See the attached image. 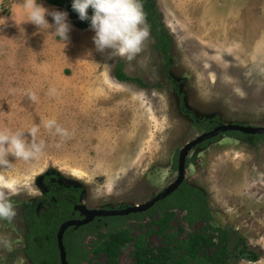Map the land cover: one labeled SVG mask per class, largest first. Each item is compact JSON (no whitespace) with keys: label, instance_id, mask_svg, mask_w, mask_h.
<instances>
[{"label":"rangeland","instance_id":"374dc122","mask_svg":"<svg viewBox=\"0 0 264 264\" xmlns=\"http://www.w3.org/2000/svg\"><path fill=\"white\" fill-rule=\"evenodd\" d=\"M24 4L0 0V132L35 126L45 147L29 161L0 153V191L15 190L10 201L16 213L0 219V264H33L25 253L24 202L43 197L49 186L39 185L42 176L55 172L82 187L79 203L90 209L135 206L178 178L181 149L206 132L181 112L151 33L133 61L109 59L95 51L93 30L78 29L68 15L72 33L65 44L27 22ZM158 6L173 39L170 72L187 108L220 124L264 126V0H158ZM120 60L128 75L150 86L119 81ZM49 119L69 136L47 129ZM188 159L185 181L208 196L212 223L238 229L263 251L260 261L241 264H264V137L255 145L251 137L224 133L207 147L192 148ZM65 197L79 204L76 195ZM127 226L134 238L164 244L151 218L130 219ZM169 230H182L183 238L192 229L176 211ZM95 241L91 235L86 244ZM134 250L132 241L124 245L117 264H138ZM99 260L107 264L105 255Z\"/></svg>","mask_w":264,"mask_h":264},{"label":"trees","instance_id":"16d2710c","mask_svg":"<svg viewBox=\"0 0 264 264\" xmlns=\"http://www.w3.org/2000/svg\"><path fill=\"white\" fill-rule=\"evenodd\" d=\"M59 9L67 11L71 23L78 29H90L87 21H81L72 10V0H43ZM150 33L156 39V47L163 57V72L179 97L180 110L191 117L194 124L202 130L210 131L221 122L218 118H198L185 104L184 95L179 82L171 75L173 66V39L168 30L158 0H142ZM91 13V9L89 10ZM115 77L121 82L134 83L140 87L150 84L142 78L132 77L124 71V62L120 60L115 67ZM228 135L246 139L252 138L257 145L264 134H245L240 131H227ZM220 135L202 142L207 147ZM189 161V159L187 160ZM59 179V181H56ZM45 183L49 186L43 190V197L25 203L27 232L25 234V253L33 264H62L58 243L61 225L74 218H82L75 210V203L65 195L79 197L82 187L65 182L57 173L45 175ZM183 213L184 222L191 228L188 235L179 238V232L170 231V221L175 212ZM159 218H157L158 216ZM157 216V217H156ZM151 218L159 226L156 232L164 238L162 246H153L141 235L131 236L127 222L130 219L143 221ZM213 215L208 196L199 188L184 181L171 195L157 202L145 212H137L127 216L114 215L95 218L83 226H71L64 235V245L69 264H104L99 260L101 255L107 258V264H117L122 247L129 242L135 245L134 257L138 264H241L243 261L258 262L263 251L252 246L248 238L234 227H220L213 223ZM199 224L202 227L194 230ZM96 235L95 246L86 244V239Z\"/></svg>","mask_w":264,"mask_h":264},{"label":"clouds","instance_id":"9594fccd","mask_svg":"<svg viewBox=\"0 0 264 264\" xmlns=\"http://www.w3.org/2000/svg\"><path fill=\"white\" fill-rule=\"evenodd\" d=\"M24 7L27 11V22L36 25L38 31L51 30L60 41L65 44L69 41L72 26L67 11L46 8L38 0H25ZM71 7L78 18L87 21L93 30L92 42L95 51L107 52L109 59L119 56L129 62L133 61L150 38V27L142 0H72ZM30 99L35 100V95L30 94ZM44 126L49 130L54 129L61 137L69 136L68 130L54 119L44 122ZM38 131L39 128L34 126L26 132H0V153L25 161L36 158L45 147L42 141L36 140ZM26 137H31V141ZM6 187V191H0V219L11 220L16 214L10 201L15 190L10 186Z\"/></svg>","mask_w":264,"mask_h":264},{"label":"water","instance_id":"95a60500","mask_svg":"<svg viewBox=\"0 0 264 264\" xmlns=\"http://www.w3.org/2000/svg\"><path fill=\"white\" fill-rule=\"evenodd\" d=\"M227 131H240L245 134H264V126H252V125H243L238 123H223L217 125L210 131H206L202 133L198 138L194 139L192 142H189L184 148L180 151L179 156V176L178 178L171 183L167 188L157 194L155 197L150 199L148 202H144L135 206H130L121 209H90L87 205L79 203L75 205V210L80 213L82 218H74L64 222L59 230L58 233V243L60 248L61 254V263L62 264H69L67 259V251L64 245V235L68 228L71 226L80 227L87 223L92 222L97 217L102 216H114V215H122L127 216L137 212H145L151 207H153L157 202L167 198L171 195L184 181L186 178V167H187V156L189 151L200 145L202 142L206 140H210L215 138L219 135L226 133ZM44 176L39 179V185L44 187L43 181ZM46 189V188H45ZM84 193L80 196V201H83Z\"/></svg>","mask_w":264,"mask_h":264},{"label":"bare ground","instance_id":"6f19581e","mask_svg":"<svg viewBox=\"0 0 264 264\" xmlns=\"http://www.w3.org/2000/svg\"><path fill=\"white\" fill-rule=\"evenodd\" d=\"M44 3H46L47 5H51V4H49V3H47V2H44ZM54 6V5H53ZM84 31H87V30H84ZM72 33V28H71V31H70V34Z\"/></svg>","mask_w":264,"mask_h":264},{"label":"crops","instance_id":"0c3cea01","mask_svg":"<svg viewBox=\"0 0 264 264\" xmlns=\"http://www.w3.org/2000/svg\"><path fill=\"white\" fill-rule=\"evenodd\" d=\"M45 2V1H44ZM50 4V3H49ZM80 30H82V29H80ZM87 30V29H86ZM89 30V29H88ZM84 31V30H83Z\"/></svg>","mask_w":264,"mask_h":264},{"label":"flooded vegetation","instance_id":"af4514ba","mask_svg":"<svg viewBox=\"0 0 264 264\" xmlns=\"http://www.w3.org/2000/svg\"><path fill=\"white\" fill-rule=\"evenodd\" d=\"M47 190V189H46Z\"/></svg>","mask_w":264,"mask_h":264}]
</instances>
